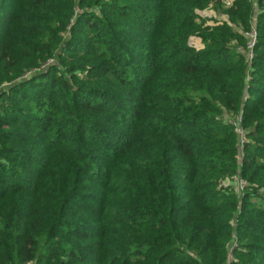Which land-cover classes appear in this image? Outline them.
Returning a JSON list of instances; mask_svg holds the SVG:
<instances>
[{
  "label": "trees",
  "instance_id": "16d2710c",
  "mask_svg": "<svg viewBox=\"0 0 264 264\" xmlns=\"http://www.w3.org/2000/svg\"><path fill=\"white\" fill-rule=\"evenodd\" d=\"M223 1L0 0V264H264V0Z\"/></svg>",
  "mask_w": 264,
  "mask_h": 264
},
{
  "label": "built area",
  "instance_id": "2783aa9c",
  "mask_svg": "<svg viewBox=\"0 0 264 264\" xmlns=\"http://www.w3.org/2000/svg\"><path fill=\"white\" fill-rule=\"evenodd\" d=\"M223 3L225 4L226 7H230L232 4V0H224ZM248 39H249V43H248V49H249V57L252 60L254 58V54H253V50L256 46L257 43V32L255 30H252V32L247 33L246 34ZM241 122V119H240ZM238 133L241 136V145L244 146V144L246 143V137H245V133L242 129L238 128ZM227 185L229 184V181L225 182ZM244 183L242 181L239 182V186H238V191L241 192L244 190ZM236 246H234L231 249V253H230V261H232L233 259V250L235 249Z\"/></svg>",
  "mask_w": 264,
  "mask_h": 264
},
{
  "label": "rangeland",
  "instance_id": "374dc122",
  "mask_svg": "<svg viewBox=\"0 0 264 264\" xmlns=\"http://www.w3.org/2000/svg\"><path fill=\"white\" fill-rule=\"evenodd\" d=\"M206 12H207L206 14H209V15H210V13L212 12V10L209 9V10H207ZM212 13H213V12H212ZM193 40H197V39H196V38H192V39H191V43H192L194 46L197 47V46L200 44L199 41H198V42H197V41H196V42H193ZM198 47H199V46H198Z\"/></svg>",
  "mask_w": 264,
  "mask_h": 264
}]
</instances>
